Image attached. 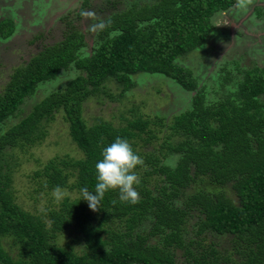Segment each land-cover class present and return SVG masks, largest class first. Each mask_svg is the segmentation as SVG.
Listing matches in <instances>:
<instances>
[{"label":"trees","instance_id":"1","mask_svg":"<svg viewBox=\"0 0 264 264\" xmlns=\"http://www.w3.org/2000/svg\"><path fill=\"white\" fill-rule=\"evenodd\" d=\"M234 2L154 0L133 6L103 20L99 42L89 55L76 57L83 35L71 31L12 72L0 93V123L15 114L38 82L53 78L69 63L78 71L0 133V264H179L171 253L183 246L179 230L184 209L171 199L201 176L211 185L229 183L233 196L202 189L187 196L186 208L200 214L196 233L231 234L244 245L238 251L244 259L235 264H264V102L257 98L264 94V67L242 72L234 98L204 103L197 90L190 108L167 122L136 114L116 125L101 120L88 124L82 117V103L103 91L105 82L126 90L133 86L130 77L140 72L161 74L194 90L189 70L173 60L199 46L212 29L210 16ZM12 30L10 19H0V38ZM55 114L81 156L48 158L30 178L42 191L66 188L77 196H64L32 213L14 201L1 172V153L6 147L35 144L42 121L45 128ZM161 131L175 141L159 144ZM168 154H178L172 168L161 163ZM156 175L162 185L153 190L148 182ZM147 216H152L148 230L136 231ZM70 225L81 238V253L54 242ZM155 236L159 243L147 242ZM2 238L15 247V258L2 248ZM199 257L191 264H217Z\"/></svg>","mask_w":264,"mask_h":264},{"label":"rangeland","instance_id":"2","mask_svg":"<svg viewBox=\"0 0 264 264\" xmlns=\"http://www.w3.org/2000/svg\"><path fill=\"white\" fill-rule=\"evenodd\" d=\"M151 1L154 0H0V19L13 22L12 33L0 38V93L12 72L45 46L55 44L65 34L76 31L83 35V43L75 50V55L87 56L99 42L96 34L106 17ZM209 22L212 29L203 42L173 60L189 70L195 84L194 90H184L174 80L161 74L140 72L130 77L133 86L126 90L114 86L112 82H105L103 91L89 96L82 103L83 120L88 124L101 120L116 125L128 115L141 114L160 116L163 122H167L171 116L190 108L191 98L197 90L202 93L204 103L215 102L226 95L234 98L242 72L252 67H264V0H235L229 8L213 13ZM77 73V69L69 63L53 78L38 82L32 94L22 99L15 114L0 123V133L25 116L43 96L62 88ZM257 98L264 102V94ZM41 128L42 136L32 146L21 149L6 147L1 153V172L8 177V188L14 201L32 213L57 204L64 196H77L66 188L42 191L30 178L32 171L48 158L81 156L70 141L67 126L59 114H55L45 128L42 121ZM165 133H158L159 144L175 141L173 137H165ZM158 140L153 145H158ZM151 147L148 145L146 149ZM163 151L166 152L165 147ZM177 159L178 154H168L161 163L172 168ZM196 179L171 199L174 206L184 209L179 230L183 246L172 248L173 260L179 264H191L194 259H200V254L204 255L207 263L235 264L243 260L238 253L244 248L242 240H235L231 234H216L210 230L196 233L200 214L196 208H186L187 196L199 189L221 191L233 196L231 189H228L229 183L219 187L207 183L205 176ZM161 185L159 175L152 176L148 182V187L153 190ZM151 219L152 216H147L135 230L146 232ZM158 241L159 237L155 236L147 242ZM54 242L76 253L83 252L81 238L73 225L58 232ZM1 246L15 258L16 249L9 239L2 238Z\"/></svg>","mask_w":264,"mask_h":264}]
</instances>
